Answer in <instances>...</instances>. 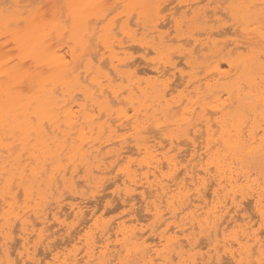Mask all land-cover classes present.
I'll return each instance as SVG.
<instances>
[{"label":"bare ground","instance_id":"1","mask_svg":"<svg viewBox=\"0 0 264 264\" xmlns=\"http://www.w3.org/2000/svg\"><path fill=\"white\" fill-rule=\"evenodd\" d=\"M41 1L0 0V264H260L264 0Z\"/></svg>","mask_w":264,"mask_h":264},{"label":"rangeland","instance_id":"2","mask_svg":"<svg viewBox=\"0 0 264 264\" xmlns=\"http://www.w3.org/2000/svg\"><path fill=\"white\" fill-rule=\"evenodd\" d=\"M43 1H45V3L47 2L46 0H42L41 2L42 3H36V5L37 6H39L40 4V6H42V5H44L45 3L43 2ZM180 0H174L173 2H171L170 4L168 3V7H172L174 4H175V6H176V4L179 2ZM208 0H201L200 1V4L202 5V4H205L206 2H207ZM167 2H169V0L167 1ZM167 2H165V4H167ZM177 2V3H176ZM48 3V2H47ZM46 3V4H47ZM39 4V5H38ZM45 4V5H46ZM59 3H57V5H58ZM45 5L42 7V8H47V7H49L48 5L49 4H47L46 5V7H45ZM178 5V4H177ZM179 6V5H178ZM108 12H110V11H108ZM116 13V10L114 11H111L110 13H109V17L108 18H110V17H112L114 14ZM165 13H167V11L165 12ZM164 30H167V27H165L164 28ZM230 36V34H225V36H220V37H222V38H228ZM125 41V40H124ZM125 45H127V44H125ZM7 46V47H6ZM9 46L10 45H8V44H5L4 45V47H3V50L6 48H9ZM6 49L4 50V51H6ZM10 49H11V47L8 49V51L11 53V51H10ZM133 51V49H130V52H132ZM136 51V50H135ZM135 51H133L132 52V55H133V59H139V55H140V52L141 51H138V52H135ZM153 56V54L152 53H150V55L149 56ZM136 56V57H135ZM180 63V62H179ZM183 63L181 62L178 66H179V68H182L181 67V65H182ZM146 67V65H142V64H139L138 65V68L139 69H142V68H145ZM183 67H185L184 66V64H183ZM185 70H186V67H185ZM139 74L142 76V77H145V76H147V75H149L150 74V72L149 73H147V74H143V72H139ZM181 89V87H179L178 88V90H180ZM177 93V91H174L173 92V94H176ZM113 175V174H112ZM111 175V176H112ZM109 182L111 181V180H108ZM108 181H106L105 182V184H108L109 182ZM104 184V185H105ZM114 189V186H110L109 188H106V189H104V190H101L100 192H98L97 194H96V196L98 197V199H97V197L96 198H90V200L92 199V201L93 202H91V204H88V206L89 207H87V208H85V210H87L86 212H88V211H93V210H95V206H99L98 208H96V210H95V216H99V215H101V219H104V220H108V221H117V220H121V219H128V218H130V216H129V214L127 213L128 212V206H121L120 205V202L119 201H117V200H115V201H113L112 202V204H109V205H106V206H104V204L106 203V201L105 200H108L111 196H110V192L112 191ZM109 192V193H108ZM103 193V194H102ZM101 194V195H100ZM66 195V196H65ZM109 197H108V196ZM67 196H69L68 195V193L67 192H64V194L62 195V197H67ZM102 196H103V198H102ZM19 197H20V193H19ZM20 199H21V197H20ZM70 199H68V197H67V199L65 198V201L64 202H66V201H69ZM99 201L98 203H101V204H98V203H95V201ZM103 201V202H102ZM92 203H94V204H92ZM117 203H118V206H117ZM98 204V205H97ZM113 204H114V207H113ZM252 203L250 202L249 204H247L246 206H245V209H246V211H242V212H240L239 214H241V213H243L244 212V216H247V215H249V217H251L254 213H253V211H251L252 209V207L250 206H248V205H251ZM116 206V207H115ZM136 206H138V205H136ZM91 207H93V208H91ZM247 207V208H246ZM108 208V209H107ZM250 208V209H249ZM89 209V210H88ZM98 211V212H97ZM118 211V212H117ZM89 213V212H88ZM108 213V214H107ZM139 213H140V215H141V213L144 215V212H138V214H136L138 217H140L139 216ZM247 214V215H246ZM142 215V217L144 218L143 220H142V222H143V224H147L148 223V221H149V219H146L145 220V217ZM89 216V215H88ZM94 216V217H95ZM119 216V217H118ZM100 217V216H99ZM116 217V218H115ZM246 218V220H248V219H250V218ZM252 219H251V224H253V227L256 229V228H258V224L256 223V222H254V220H256V217H254V216H252L251 217ZM70 219H68V221H69ZM245 220V221H246ZM244 221V220H243ZM243 221H241V223H245V221L243 222ZM50 223H51V221H50ZM18 225V224H17ZM252 227V228H253ZM253 228V229H254ZM56 229V227H53V229H50L49 230V232L50 231H52V230H55ZM16 230H17V227H16ZM263 229H260V231H262ZM261 234H260V236L262 237V239L264 238V234H263V231L262 232H260ZM14 240L16 241V239L18 240V233H17V231H15V236H14ZM57 238H59V239H57ZM53 240H56V241H53ZM59 240H60V236H58V235H55V237H53V239H52V242L53 243H55L56 244V242L58 243L59 242ZM72 246V242H70V243H68L67 245H66V249L68 248V249H70V247ZM202 250H205V248H203ZM49 257H47V259H48Z\"/></svg>","mask_w":264,"mask_h":264},{"label":"snow or ice","instance_id":"3","mask_svg":"<svg viewBox=\"0 0 264 264\" xmlns=\"http://www.w3.org/2000/svg\"><path fill=\"white\" fill-rule=\"evenodd\" d=\"M5 8L7 9V12H5L4 9H0V14L4 15H13L12 6L11 5H5ZM262 11H264V4L261 5ZM261 60L264 61V56L261 57ZM261 216L264 217V212H261ZM261 227L264 228V221H262ZM260 264H264V248L261 250V259Z\"/></svg>","mask_w":264,"mask_h":264}]
</instances>
